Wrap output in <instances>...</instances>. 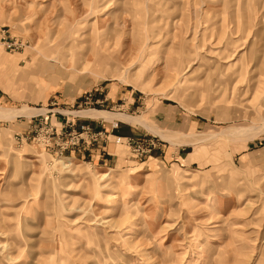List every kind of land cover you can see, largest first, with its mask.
Returning <instances> with one entry per match:
<instances>
[{"label": "rangeland", "instance_id": "1", "mask_svg": "<svg viewBox=\"0 0 264 264\" xmlns=\"http://www.w3.org/2000/svg\"><path fill=\"white\" fill-rule=\"evenodd\" d=\"M0 34V264H264V0H0Z\"/></svg>", "mask_w": 264, "mask_h": 264}, {"label": "built area", "instance_id": "2", "mask_svg": "<svg viewBox=\"0 0 264 264\" xmlns=\"http://www.w3.org/2000/svg\"><path fill=\"white\" fill-rule=\"evenodd\" d=\"M22 43V40H19L17 38H10L6 37L4 38L0 34V45L1 47H4L5 49H10L14 47H18L19 44ZM93 89L85 90L82 93V98L88 99L90 97L91 92ZM92 101L99 102V100L92 99ZM113 125V122L109 124V127ZM73 130L72 137L74 139L79 136H90L92 137L93 134L98 133V132H92L89 130V128L86 126L85 123L83 122H77L74 123L70 131ZM110 139L113 142L121 141L123 142L131 151L132 155L134 156H139L143 153H145L149 148L153 147L155 145V142L153 139L147 136H139L138 138H133L131 139L130 137H125V136H118V135H113L110 134Z\"/></svg>", "mask_w": 264, "mask_h": 264}, {"label": "bare ground", "instance_id": "3", "mask_svg": "<svg viewBox=\"0 0 264 264\" xmlns=\"http://www.w3.org/2000/svg\"><path fill=\"white\" fill-rule=\"evenodd\" d=\"M92 112H93V111L90 110V111H81L80 113L84 114L85 116L87 115V116H90V117H94V115H93L94 113H92ZM99 115H100V114H99ZM115 116H117V117L120 118L121 120H127V119H125V118H121V117L118 116V115H115ZM120 119H118V120H120ZM127 121L130 122L131 120H127ZM130 123H131V122H130ZM233 133H234V132H233ZM233 133L231 132L230 134H233ZM242 133H243V132H242ZM230 134H229V135H230ZM235 134H237V133H235ZM239 134H240V133H239ZM56 161H59V165H60V166H62V167H63V166H66V165H65V164H66L65 162L60 163V160H58V159H57ZM56 161H55V162H56Z\"/></svg>", "mask_w": 264, "mask_h": 264}, {"label": "crops", "instance_id": "4", "mask_svg": "<svg viewBox=\"0 0 264 264\" xmlns=\"http://www.w3.org/2000/svg\"><path fill=\"white\" fill-rule=\"evenodd\" d=\"M108 97H109L108 95L103 94V95H100V98H98V100L102 101L103 99H108ZM79 122H83V121H79ZM104 152L106 153V150Z\"/></svg>", "mask_w": 264, "mask_h": 264}]
</instances>
